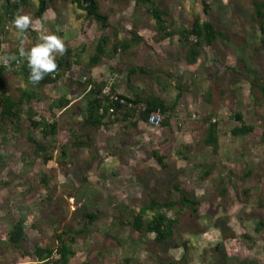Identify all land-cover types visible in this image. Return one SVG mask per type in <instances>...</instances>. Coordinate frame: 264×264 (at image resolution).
I'll list each match as a JSON object with an SVG mask.
<instances>
[{
  "label": "rangeland",
  "instance_id": "rangeland-1",
  "mask_svg": "<svg viewBox=\"0 0 264 264\" xmlns=\"http://www.w3.org/2000/svg\"><path fill=\"white\" fill-rule=\"evenodd\" d=\"M204 1L205 8L203 0H98L108 17V26L102 27L64 0H55L39 19L37 0H31L22 13L33 20L26 33L13 20H4L0 55L17 60L7 87L14 96L25 87L40 98L22 104L23 113L13 124L0 120V264H38L35 245L53 246L55 232L80 227L86 229L76 236L69 264H168L172 259L178 264H264V98L258 87L264 82V33L252 17L254 3L264 0ZM4 3L0 0V11ZM151 4L167 12L172 28L199 17L211 21L221 35L189 65L178 36L162 38L157 31L155 19L146 12ZM42 32L59 35L77 63L57 82L38 88L24 77L25 57L17 54L21 39L31 48ZM133 33L143 40L126 52L113 50L117 41H130ZM103 35L108 36L105 53L87 69ZM131 64L147 73L128 78ZM67 77L103 81L112 92L129 93V98L137 93L138 83L143 87L139 93L148 97L156 89L149 80L161 77L169 86L180 80L181 109L162 114L169 116V123L158 128L140 118L143 103L126 120L109 116L104 126L83 128L85 87H67ZM172 94L166 93L169 98ZM61 95L69 100L67 106H56ZM29 107L36 118L57 121L56 136L43 138L40 130L31 129ZM235 113L253 126L251 132H231L240 125ZM209 119L217 123L215 149L203 141ZM76 132L88 133L82 137L85 146H73ZM29 137L56 146L49 161L34 154ZM153 150L165 156L164 166ZM175 184L200 203L192 218L183 216L171 241L157 243L152 233H138L124 222L126 215L119 210L138 211L150 197L175 199ZM84 212L97 218L83 224ZM167 214L174 216L172 210ZM22 215L26 241L14 248L7 242L8 231Z\"/></svg>",
  "mask_w": 264,
  "mask_h": 264
},
{
  "label": "trees",
  "instance_id": "trees-1",
  "mask_svg": "<svg viewBox=\"0 0 264 264\" xmlns=\"http://www.w3.org/2000/svg\"><path fill=\"white\" fill-rule=\"evenodd\" d=\"M55 0H37L35 15L41 19L45 11ZM75 4L80 10L84 11L86 15L90 18L95 19L101 24L102 27L108 26V17L104 14L100 8L98 0H64ZM137 4L147 3L149 0H135ZM204 8L207 7V3L203 0ZM31 5V0H5L4 6L0 11V32L5 29L4 20H13L18 14H22L24 9ZM146 12L151 14L156 21V29L162 34V38L178 36V43L180 44L184 60L187 64H195L201 56L205 48L212 46L220 33L216 29L215 25L209 21H202L199 17L192 19L190 23L186 26H179L178 28H172L169 23H167L165 16L167 12L157 6L149 5L146 8ZM264 16V2L256 1L254 3L253 20L260 23V28L264 33V25L262 24V18ZM143 39L136 33L132 35L130 41L120 40L113 45V50L116 51L117 48L121 49L123 52L130 50L133 46L137 45ZM108 42V36L103 35L95 44V52L88 59L87 69L96 66L99 63L101 55L105 53L106 44ZM261 44H264V39H261ZM19 58L21 56L17 54ZM17 60L11 61V67L15 65ZM57 69L56 71L46 74L44 78L36 83V87L42 88L47 84H53L57 82L65 73L71 69L73 64L77 63V60L72 59L69 50L63 55L56 56ZM3 64H0V120L10 122L13 124L15 121L19 120L20 115L23 113L22 104H29L39 97V94L30 88H18V94L14 96L9 91L7 85L9 83L10 68ZM22 73L24 77L29 80L30 69L28 67L27 59L22 62L21 66ZM147 73L144 68L131 64L128 69V78H130L134 73ZM86 73H89L88 71ZM160 80V79H156ZM256 84V81L253 82ZM65 85L67 87H72L74 85L79 87H85L83 89L82 98L85 100V106L81 108L84 112L83 116V128L91 127L98 128L104 126L109 122V116L114 119H128L135 112V109L139 104L143 103V110H139L140 118L147 121L149 113L153 111H159L161 114L165 115L167 112L174 108V104L171 107L167 105L165 101L161 98L150 95L145 97L142 93H135L133 98H128L126 96L118 94L119 98L125 100V103H120L119 101H113L110 95H101V91L106 87L105 82H96L88 77L84 82L80 80H74L67 77L65 80ZM261 95L264 98V82L258 85ZM110 90L109 94H117ZM179 96V95H178ZM179 98V97H177ZM69 100L65 96L61 95L56 102V106L64 107L69 104ZM110 108H113V112L109 113ZM99 109L103 112L99 113ZM27 112V111H26ZM121 114V116L119 115ZM27 118L31 129L40 130L42 137L46 138L48 136H56L58 133V123L55 119L49 121L45 117L36 118V115L31 111V107L28 108ZM234 118L240 121L239 126H235L231 132L234 135L249 133L253 130V126L246 124L243 121L242 115L240 113H235ZM113 119V120H114ZM207 128L204 137V143L206 145L213 146L215 149L218 144L217 135V123L207 120ZM169 123V116H165L162 121V125H167ZM134 124V123H133ZM88 135L87 132L84 133ZM83 133H74V140L72 142L73 146H85V141L82 140ZM29 140L34 144L33 152L36 156L42 157V159L47 162L52 158L51 150L56 149L53 144L46 143L43 139L37 140L35 138L29 137ZM153 157L156 158L158 163L162 166L165 165L163 162L165 156L158 151H151ZM174 190L178 193V197L175 199L169 198L166 200H157L154 197H150L148 201L143 204L138 211L133 208H127L126 211L120 214H125L126 219L124 222L132 227L138 233H152L154 235V241L157 243H164L171 241L175 235V228L180 223L184 215L192 218L198 211L199 201L194 198H190L186 195L180 186L174 185ZM126 209V208H125ZM173 211L174 216L167 214L168 211ZM125 212V213H124ZM97 218L94 212H84L82 214L81 221L84 224L93 222ZM25 217L20 216L14 223H12L9 231L7 242L14 248H22L26 241V233L24 228ZM263 225L262 222H260ZM85 227H80L76 232H71V229H62L55 232L56 243L53 246H40L35 245L32 250L33 255L37 258L38 264H69L71 258L75 254L73 244L76 240V236L79 233L85 231ZM175 247L180 246V244H174ZM168 264H178L174 259H172Z\"/></svg>",
  "mask_w": 264,
  "mask_h": 264
},
{
  "label": "clouds",
  "instance_id": "clouds-1",
  "mask_svg": "<svg viewBox=\"0 0 264 264\" xmlns=\"http://www.w3.org/2000/svg\"><path fill=\"white\" fill-rule=\"evenodd\" d=\"M12 23L23 34L33 25V20L29 14H18ZM24 44L25 41L21 39L19 55L27 59L30 69L28 78L34 84L39 83L46 74L56 71V56L66 52L65 42L55 33L42 32L39 42L31 48L26 49ZM14 59L15 56L0 55V64L11 67V61Z\"/></svg>",
  "mask_w": 264,
  "mask_h": 264
},
{
  "label": "crops",
  "instance_id": "crops-1",
  "mask_svg": "<svg viewBox=\"0 0 264 264\" xmlns=\"http://www.w3.org/2000/svg\"><path fill=\"white\" fill-rule=\"evenodd\" d=\"M155 70L157 71L158 70V66H155ZM181 73H183V69H182V71H181ZM151 74H153V73H151ZM180 77V76H179ZM160 80H149L150 81V84H151V82L153 81L154 82V88H155V86H156V89H155V92H154V94H151V95H155V96H157V97H159V98H161L163 101H165V103L167 104V105H170L171 107L173 106V104H174V108L171 110V111H175V113H178L179 112V110L181 109V105H180V101L182 100V98H183V92L181 91V89L179 88V85H178V83H179V81H175V82H173L170 86H171V90L170 91H168L167 90V88L168 87H170L169 86V83H166L164 80H161L162 78L161 77H158ZM139 82H142L143 83V81H141V80H139ZM138 86H137V88L135 89L136 90V92H140V91H142L143 90V87H142V84L140 85V83H138L137 84ZM139 88H140V90H139ZM119 90V89H118ZM160 91H162V93H160ZM117 92V91H116ZM120 95H123V96H126V97H131V96H129L128 94L129 93H123V92H118ZM117 93V94H118ZM166 93H168V94H172L171 95V97L169 98V96L168 95H166ZM82 94H84V92L82 93ZM179 95V96H178ZM177 97H179V98H177ZM170 100V101H169ZM170 112V111H169ZM146 125V124H145ZM140 126H141V124L138 122V127L140 128Z\"/></svg>",
  "mask_w": 264,
  "mask_h": 264
},
{
  "label": "built area",
  "instance_id": "built-area-1",
  "mask_svg": "<svg viewBox=\"0 0 264 264\" xmlns=\"http://www.w3.org/2000/svg\"><path fill=\"white\" fill-rule=\"evenodd\" d=\"M109 93H110V89L108 86L103 88L101 91V95H104V96L110 95V98L113 101H119L120 103H125V100L122 98H119L118 94H109ZM102 112L103 110L99 109V113H102ZM112 112H113V108H110L109 113H112ZM162 121H163V116L158 110L149 113L147 117V123L155 128L160 127L162 125Z\"/></svg>",
  "mask_w": 264,
  "mask_h": 264
}]
</instances>
